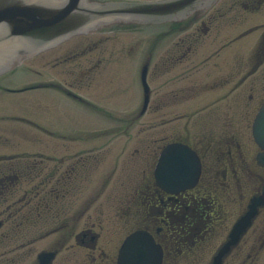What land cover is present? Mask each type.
Returning <instances> with one entry per match:
<instances>
[{
	"label": "flooded vegetation",
	"instance_id": "obj_1",
	"mask_svg": "<svg viewBox=\"0 0 264 264\" xmlns=\"http://www.w3.org/2000/svg\"><path fill=\"white\" fill-rule=\"evenodd\" d=\"M162 27H151L153 40L143 59L138 39L126 51L116 38L142 28L108 26L43 52L36 84L18 90L9 82L0 84V92L38 89L43 96L38 120L5 114L0 122L36 125L57 140L56 147L46 144L43 151H14L0 135L7 150L0 154L5 156L0 157V264H118L126 237L138 231L154 239L161 264H264V204L238 243L222 252L264 185V148L254 137L256 116L264 105V0H217L205 12ZM164 45L167 50L160 52ZM128 60L140 65L130 76L137 87L133 92L139 89L140 107L142 66L148 65L151 85L153 62L154 77L160 65H170V144H182L198 156L201 172L192 188L168 192L158 186V150H153V167L134 180L107 176L96 183L95 195V170L107 143L89 149L76 145L110 132L92 131L84 137L42 126L73 123L78 107L88 114L104 107L106 97L124 110L134 105L124 79L119 87L105 86L111 85V72L116 75V68ZM47 73L64 79H44ZM120 75L125 78V68ZM154 93L152 88L149 107ZM53 94L56 98L48 99ZM137 114L123 112L114 120L135 124L143 118ZM84 120H90L88 115ZM108 192L115 197H107ZM103 195L110 206L99 209Z\"/></svg>",
	"mask_w": 264,
	"mask_h": 264
},
{
	"label": "water",
	"instance_id": "obj_2",
	"mask_svg": "<svg viewBox=\"0 0 264 264\" xmlns=\"http://www.w3.org/2000/svg\"><path fill=\"white\" fill-rule=\"evenodd\" d=\"M217 0H167L152 3L97 2L94 0H0V73L27 56L53 47L64 40L103 26L160 24L187 19L205 12ZM147 67L142 77L146 76ZM146 110L149 91L145 84ZM255 137L264 146V106L255 126ZM198 160L187 147L168 145L161 153L156 179L166 190H179L195 183ZM262 202L255 200L249 212L234 227L232 242L251 224ZM146 235V234H145ZM137 233L128 238L121 264H159L158 249L149 236Z\"/></svg>",
	"mask_w": 264,
	"mask_h": 264
},
{
	"label": "rangeland",
	"instance_id": "obj_3",
	"mask_svg": "<svg viewBox=\"0 0 264 264\" xmlns=\"http://www.w3.org/2000/svg\"><path fill=\"white\" fill-rule=\"evenodd\" d=\"M162 29H164L162 27ZM147 31V32H146ZM150 29L143 28L142 31L135 33L134 32H120L116 34V38L120 43L126 44V51H129L131 46H134L137 39V52L141 51L142 59L147 55L150 49L151 42L153 40V35L150 34ZM170 46V43H163ZM141 47V48H140ZM167 50L166 45L160 47V52H165ZM164 55V54H163ZM42 55L33 56L27 60H23L19 66L17 72L13 71L8 77L9 85L12 88L23 85V82L26 85L38 82L41 77H34V74L39 75L40 59ZM158 60L156 61V63ZM122 66H118L116 70V75L111 72L109 79L111 80V85L106 84L105 86L116 88L118 86L119 79H124L126 87L128 90H131L132 99L134 100V105L131 107L127 106L124 110L123 108L117 107V104L120 103L112 98L106 97L104 107L96 108V110H91L90 113L86 114L82 109L74 111L75 117L78 116V119L73 121V123H66L61 121L59 123H47L42 126L49 129V131L56 133H65V132H74L80 133V135L85 137V134L107 131L110 132V135L106 137H96L94 140L86 144L79 143L76 147L84 149L88 147L100 148L104 144L105 146V155L102 160V163H99L98 170H95L94 183L95 186V195L98 190V184L107 176H111L113 180H134L137 179L143 170H147L151 165L153 167L154 161L152 160L154 156L153 150H158L168 141H170V68L168 63L165 65H160V72L157 77H154L153 70L155 68L154 62L152 68L150 69V81L151 87L154 89L155 93L152 97V102L148 108L147 113L143 118L137 121L135 124H126L118 123L114 119L122 116V113L125 112L127 116L138 112L140 109V95L139 89L138 93L135 94L137 89L134 82H132L131 77L134 76L136 67L133 61H124ZM139 63V62H138ZM125 68L126 75L123 78L121 76V70ZM23 71V72H22ZM55 72V71H54ZM30 73V75H29ZM57 73V72H55ZM119 73V75H117ZM58 74V73H57ZM42 77L47 79H55L59 82H62L64 76L62 75H53L52 73H47V75H42ZM0 81V84L6 83ZM102 86V85H101ZM96 88L99 89V86L96 85ZM128 91V92H129ZM3 93L0 92V115H15L16 117H26L30 119L38 120L41 116V106L39 102H42L43 96L41 92H27L22 94H9L8 96L4 95V98L1 96ZM7 96V97H6ZM48 99H55V95H48ZM63 99V98H62ZM101 97H95V100L100 101ZM163 100V101H162ZM99 103H102L101 101ZM75 107V105H74ZM76 109V107L74 108ZM77 109H80L79 107ZM124 110V111H123ZM53 114V113H52ZM90 120L85 121L84 117L87 116ZM113 117L111 120L107 116ZM75 119V118H74ZM85 122H83V121ZM92 122V124L88 122ZM178 127H182V124H178ZM9 129V130H8ZM129 132L128 135H115L114 132ZM7 132L8 134H5ZM11 132V133H10ZM113 132V133H112ZM0 135L9 139V146L14 148V151L21 150H31V151H43L42 147L44 145L49 148H54L57 145V140L51 138L49 135L44 134L38 128H33L24 123L18 121L10 122H0ZM47 144V145H46ZM75 147V144L72 145ZM144 149H147L143 152ZM138 150V154H136ZM6 147L0 145V153L6 152ZM98 182V184H96ZM116 193H119V190H115ZM107 197H115L116 194L113 192L106 193ZM100 199V202L96 204L100 205V208H106L110 206V201L107 199Z\"/></svg>",
	"mask_w": 264,
	"mask_h": 264
}]
</instances>
